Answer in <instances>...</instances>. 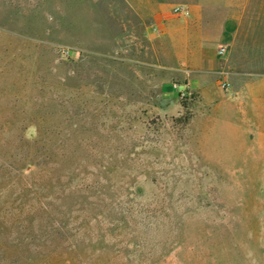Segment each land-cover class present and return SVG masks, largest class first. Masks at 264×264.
I'll use <instances>...</instances> for the list:
<instances>
[{
	"label": "rangeland",
	"instance_id": "obj_1",
	"mask_svg": "<svg viewBox=\"0 0 264 264\" xmlns=\"http://www.w3.org/2000/svg\"><path fill=\"white\" fill-rule=\"evenodd\" d=\"M80 9L0 0V264H264V148L75 44Z\"/></svg>",
	"mask_w": 264,
	"mask_h": 264
},
{
	"label": "crops",
	"instance_id": "obj_2",
	"mask_svg": "<svg viewBox=\"0 0 264 264\" xmlns=\"http://www.w3.org/2000/svg\"><path fill=\"white\" fill-rule=\"evenodd\" d=\"M79 1L84 23L68 26L75 44L90 42L88 52L101 58L162 72L164 93L177 97L173 82L180 83L196 96L197 110L263 151L264 0ZM174 7L187 12L175 15ZM144 49L147 57L137 56Z\"/></svg>",
	"mask_w": 264,
	"mask_h": 264
},
{
	"label": "built area",
	"instance_id": "obj_3",
	"mask_svg": "<svg viewBox=\"0 0 264 264\" xmlns=\"http://www.w3.org/2000/svg\"><path fill=\"white\" fill-rule=\"evenodd\" d=\"M172 11H173V14L180 15V14L186 13L187 12V9L184 8V7H174ZM72 51L73 50H71L69 48H64L62 50V53H63L64 56H70L73 53ZM225 53H226V48L220 49V51H219L220 56H223ZM175 88H177V87H175ZM222 88H223V90L225 92L229 91V89H230L229 83L227 81H224L222 83ZM178 90H179V94H180L181 98H185V97H187V96L190 95L188 93V91H186V90H181L180 88Z\"/></svg>",
	"mask_w": 264,
	"mask_h": 264
}]
</instances>
